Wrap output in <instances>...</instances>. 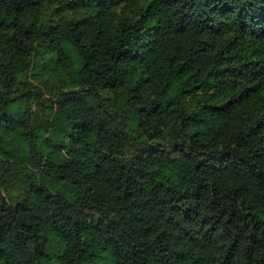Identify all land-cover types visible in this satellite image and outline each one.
Returning <instances> with one entry per match:
<instances>
[{
	"label": "clouds",
	"instance_id": "1",
	"mask_svg": "<svg viewBox=\"0 0 264 264\" xmlns=\"http://www.w3.org/2000/svg\"><path fill=\"white\" fill-rule=\"evenodd\" d=\"M0 264H264V0H0Z\"/></svg>",
	"mask_w": 264,
	"mask_h": 264
}]
</instances>
